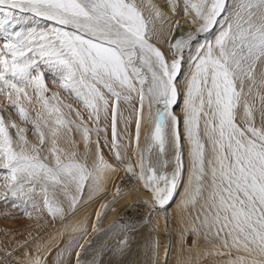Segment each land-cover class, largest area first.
<instances>
[{
    "label": "snow or ice",
    "instance_id": "snow-or-ice-1",
    "mask_svg": "<svg viewBox=\"0 0 264 264\" xmlns=\"http://www.w3.org/2000/svg\"><path fill=\"white\" fill-rule=\"evenodd\" d=\"M169 3L199 26L175 36L179 20L169 21L173 39L161 50L152 41L154 20L164 16L150 0H0V197L30 218L67 221L112 183V200L91 225L99 234L106 210L129 195L113 182L122 169L148 211L139 223L114 226L113 255L130 253L132 235L146 228L139 264H168L172 245L161 244L159 222L163 215L169 230L167 211L179 195L176 264H264V0ZM201 34L213 38L200 43ZM72 232L80 235L55 244V252L53 244L25 241L0 264H100L103 246L94 250L87 223ZM191 237L204 245L185 257Z\"/></svg>",
    "mask_w": 264,
    "mask_h": 264
},
{
    "label": "rangeland",
    "instance_id": "rangeland-1",
    "mask_svg": "<svg viewBox=\"0 0 264 264\" xmlns=\"http://www.w3.org/2000/svg\"><path fill=\"white\" fill-rule=\"evenodd\" d=\"M48 23L49 22H46V21H40L39 22L40 26H47ZM27 26L31 27L30 23ZM193 29H195V28H190L189 27V28L185 29V31L183 33L190 32ZM205 38L211 39V36H206L205 34H201L199 42L203 43ZM160 44H161L160 47H162L164 49L167 48V43L166 42L165 43H160ZM48 86H49V88L52 91H58L59 90L58 86L53 84L51 79H48ZM62 95H63L62 96L63 98L71 99L72 103H70V104H72L73 108H76L79 111H81L84 114L85 120L87 121V112L82 107L77 105V103L75 102V100L73 98H71V97H69V96H67L66 94H63V93H62ZM176 110L179 111L180 109L177 108ZM65 111H67V109H65ZM122 111L124 112V117L125 118L131 117V123L129 125V130L131 132H134V130H135V116H134V114H132L131 108H129L127 105H125L123 107ZM88 123H89V126L92 127L91 123L90 122H88ZM101 123L103 124V121ZM22 126L31 128V125L22 124ZM147 127H148V125L145 124L144 125V129L146 130ZM119 128L120 129L123 128V124L122 123L119 124ZM76 135H78V134H76ZM76 135H75V138H77V140H78L79 137L76 136ZM27 138L30 141L34 142V143L38 142L36 137H35V135L32 133V131H29L27 133ZM143 138L144 137H143V131H142V135H141V141L142 142H143ZM107 139L109 141H111L110 117H109V123H108ZM93 140H95V135H93ZM78 145H82V144L78 143ZM91 147H92L93 151H95V144L91 145ZM100 147H101V150H102L105 158L111 160L112 153L109 152L108 147H106L104 145V136H103V134H101ZM123 175L129 176L122 169L119 170L118 174L113 177V182L117 183V181L120 180V178ZM1 180H2V177H0V181ZM133 182H134V180L131 183H127V178H125L124 181H122V183H121V184L124 183L123 184V185H125L124 188L122 186H120V187L125 192H129ZM108 189H109V191H108L107 195H103L101 198H99V196H98V197H96V199L94 198L95 200L94 199L93 200H88L86 203H82L81 206L78 205V207L80 206L79 207L80 211H78L75 214V216H80L81 215L79 220L75 221V217L73 218V216H72V218L69 219V221L68 220L65 221L66 223L64 225L58 226V227H57V224H59L60 222H64V221H61L59 218L53 220L51 217L46 216V215L41 217V218H38L35 214L31 218L30 217L23 218L19 208L16 209L14 207V209H12V211H10L9 213L6 212L4 214L3 208L0 207V209L2 211L1 214L3 215L2 216L0 214L1 215L0 218L1 217H6V216H10V215H11V218H12V219H10V218L7 217L8 219L0 220V232H8L9 229H11V230H14L15 232L17 231V233H19L18 230H20V228L24 227V225L27 223V225H25V227L27 226V228L31 229L32 233L36 232L37 235L38 234H40V235L49 234L51 236L54 235V240L48 239L47 241H45L42 244H53L54 245L53 251L55 252V244H59L62 247L68 241V239L71 236H73V235L79 236L80 233L79 232L73 233L72 232V228L73 227H79L82 223L86 222L87 225H88V228H89L88 239L94 240V244H93L94 250H100L102 248V246H103L102 255L99 257L100 264H109V262L113 261V260H125L127 262V264H139V262H143L145 260V257H144V245H145L146 241L149 238L148 237V229L145 228L142 231L134 233L132 235L131 252L128 253L126 256L122 257V256H119V255H113L111 253L110 249L115 246L117 240L120 238L119 229L115 228L114 226L118 225V224H121V223H123L125 221H129V222H132V223H139L140 222V217L142 215H144L145 212L147 213L148 209L146 207V209L144 210L145 206L141 205V202L138 199H140V198L146 199L147 197L141 191L143 193V195H140V194H139V196L135 195L136 197L134 196L130 200H127V199L120 200L115 205H111L109 207V209L106 210V215H104L101 218V220L99 221V228L101 229V232L99 234L93 233L91 231V225H92V223L96 222V212L97 211H101L100 206L102 204L108 203V202H110L112 200V194L115 191L112 183H110L108 185ZM110 191H111V193H110ZM182 191H183V188L181 187L180 192L182 193ZM86 193H87V188L85 189V194ZM132 199H134V200H132ZM179 200H180V196L177 195L176 198H175V203H173L171 205V207L168 208L167 215L169 217V224H170V228H169L168 231H165V229H164L163 215H162V219L160 220L161 224H160V228H159V236H160V241H161L162 245H168L169 243H171V245L174 244V246L179 247L178 244L176 243V232H175L174 226L172 225L173 221H172L171 216L169 215L170 212H172V211H175V212L179 211V209L177 208V204L179 203ZM93 201H95V202H93ZM132 202L134 203V205H133ZM127 204H131V205L135 206L136 208L139 209L138 212H142L143 211L144 213L141 216L140 215L136 216V215H132L133 212H128L129 215L124 217L123 216V213H124L123 209H124V206H126ZM136 204H138V205H136ZM82 206L86 207V209H82L81 210ZM112 207H115V211L111 210ZM6 209H8V208H6ZM81 212L84 215H82ZM107 217H108V219H107ZM70 220H72V221L70 222ZM161 221H163V223ZM65 225L66 226L68 225V227H66ZM64 227H66V228H64ZM161 228H163L164 234H161V230H160ZM110 229H112V230L109 231ZM192 240H195L196 243H195V245H193L191 253H188V251L184 252L185 256L191 255L192 257H195V254H196V251H197V246H203L204 245V241L201 238L191 237V241ZM163 250L164 249L162 247L161 256H162V253H164ZM176 251H177L176 258L178 259L179 249L176 250ZM89 258H91V254H89ZM162 258H163V256H162ZM177 259H176V261H177ZM176 261H175V264H176ZM205 264H206V262H205Z\"/></svg>",
    "mask_w": 264,
    "mask_h": 264
},
{
    "label": "bare ground",
    "instance_id": "bare-ground-1",
    "mask_svg": "<svg viewBox=\"0 0 264 264\" xmlns=\"http://www.w3.org/2000/svg\"><path fill=\"white\" fill-rule=\"evenodd\" d=\"M149 2V0H137V3L139 4V3H148ZM150 2L151 3H153V4H155L156 5V7H157V9H159V11L163 14V16H164V19L161 21V20H154V23H155V25H156V28H157V35H158V39L157 40H154V41H152L153 43H155L158 47H160L161 46V44L160 43H165L166 41L168 42V43H170V42H172V39L173 38H169L168 37V32H169V29H170V25H169V21H175V20H179V23H180V26H181V29H182V31H178V32H175V36H180V35H185L186 33H183L184 31H185V29H187V28H197L199 25L198 24H192V23H189L186 19H184L183 18V14L181 13V15L180 16H177L174 12H173V9H172V7H171V5H170V3H169V0H150ZM149 13H148V11L147 10H145V15H148ZM190 19V18H189ZM30 26H32V24L30 23ZM213 37L211 36V39H212ZM161 48V50H165L164 48H162V47H160ZM63 96V95H62ZM64 99V102L66 103V104H70V103H72L71 102V99H67V98H63ZM13 114V117H14V119H16L17 120V123H21L20 121H19V118L18 117H16L15 116V114L14 113H12ZM73 118H74V116H73ZM21 126H22V123H21ZM74 135H76V134H74ZM76 136H78L79 137V135H76ZM77 139V138H76ZM77 141H79V138H78V140ZM62 146H65L66 147V145H62ZM78 147H80L81 148V151H83V146L82 145H78ZM128 179V178H127ZM125 183V182H124ZM123 183V184H124ZM129 183V182H128ZM111 187V186H110ZM136 187V185H135V182H133L132 183V186H131V188H130V190H129V195L127 196V200H130L131 198H133L136 194H135V192H133L132 191V189L133 188H135ZM115 189V188H114ZM0 191H3V179L0 181ZM110 193H111V191H110ZM140 195H143V193L142 192H140ZM136 197V196H135ZM99 198H101V197H99ZM96 199V198H95ZM94 199V200H95ZM100 200V199H99ZM103 200V199H102ZM132 200H134V199H132ZM139 201H141V198L140 199H138ZM93 202H95V201H93ZM92 202V203H93ZM12 203H13V201H10V200H5L3 197H0V207L1 208H3V211H4V214L6 213V212H10V211H12V209H14V207L12 206ZM91 203V202H90ZM89 203V204H90ZM133 203V202H132ZM131 203V204H132ZM131 204H127V205H129L128 207H126V206H124V213H123V216L124 217H126V216H128L129 215V213L128 212H133L132 213V215H142L144 212L142 211V212H138L139 211V209L138 208H136L135 206H133L134 205V203H133V205H131ZM94 205V204H93ZM136 205H138V204H136ZM141 205H142V203H141ZM5 208H4V207ZM81 206V205H80ZM79 206V207H80ZM6 208H8V209H6ZM17 209V208H16ZM82 209H86V207H84V206H82L81 207V210ZM146 209V207H144V210ZM20 212H21V215L23 216V218H28V216H26V215H24V213L20 210ZM87 212V211H86ZM179 211H177V212H175V211H172V212H170V216H171V218H172V214L173 213H178ZM2 213V211H1V209H0V214ZM12 213V212H11ZM82 213V212H81ZM80 214V213H79ZM147 213L145 212L144 213V215H146ZM2 215V214H1ZM0 215V216H1ZM82 215H84L83 213H82ZM114 215V214H113ZM3 216V215H2ZM108 216V215H107ZM115 216V215H114ZM10 218V219H12L11 218V215L10 216H6V217H1L0 218V220H3V219H8V218ZM75 217V221L76 220H79V218L81 217V215L80 216H73V218ZM72 218V217H71ZM107 219H108V217H107ZM162 219V215H161V217H160V220ZM5 221V220H4ZM68 221H69V219H68ZM72 220H70V222H71ZM103 221V220H102ZM27 222V221H26ZM162 223H163V221H161ZM59 223V222H58ZM66 222L64 221V222H60L59 224H57V227L58 226H62V225H64ZM160 223V222H159ZM161 224V223H160ZM25 225H27V223L25 224ZM25 225H24V227H22V228H20V230H18L19 231V233H17V231L15 232L14 230H11V229H9V231L8 232H0V257H3L4 256V253H5V251H13L14 249H17V247H18V245H20V244H22V243H24L25 241H28L29 242V244H31V245H34L35 243H44L45 241H47L48 239H50V240H54V235L53 236H51V235H49V234H47V235H40V234H36V232L35 233H32L31 232V229H29V228H27V226L25 227ZM173 226H174V228H175V223L173 222V224H172ZM66 226V225H65ZM66 227H68V225L66 226ZM66 227H64V228H66ZM27 228V229H26ZM63 228V227H62ZM161 230V234H164V230H163V228H161L160 229ZM60 231V230H59ZM55 233V232H54ZM53 234V233H52ZM160 234V235H161ZM56 236V235H55ZM163 236V235H162ZM36 237V238H35ZM50 237V238H49ZM162 238V237H161ZM166 240V239H165ZM38 241V242H37ZM190 242H191V238H190ZM162 249V248H161ZM164 249V248H163ZM179 249V247H176V246H174V244L172 245V251H171V254L167 257V260H168V264H175V261H176V254H177V251L176 250H178ZM188 250H185V252H187ZM196 251V250H195ZM163 252H164V250H163ZM189 253V252H188ZM187 253V254H188ZM34 254V253H33ZM162 256H163V253H162ZM161 256V257H162ZM184 256H185V254H184ZM185 257H187V256H185ZM13 258H16L15 257V255H14V257ZM90 259V258H89Z\"/></svg>",
    "mask_w": 264,
    "mask_h": 264
},
{
    "label": "built area",
    "instance_id": "built-area-1",
    "mask_svg": "<svg viewBox=\"0 0 264 264\" xmlns=\"http://www.w3.org/2000/svg\"><path fill=\"white\" fill-rule=\"evenodd\" d=\"M125 178H128V179H127V183H128V182L131 183V182L133 181V179H130L129 176H125V175H123V176L120 178V180H118L117 183H115V184L118 185V186H122V187L124 188L125 185H123V184H121V183H122V181H124Z\"/></svg>",
    "mask_w": 264,
    "mask_h": 264
}]
</instances>
